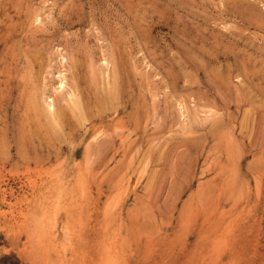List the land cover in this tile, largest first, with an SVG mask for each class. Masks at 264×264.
<instances>
[{
  "label": "rangeland",
  "instance_id": "rangeland-1",
  "mask_svg": "<svg viewBox=\"0 0 264 264\" xmlns=\"http://www.w3.org/2000/svg\"><path fill=\"white\" fill-rule=\"evenodd\" d=\"M0 264H264V0H0Z\"/></svg>",
  "mask_w": 264,
  "mask_h": 264
},
{
  "label": "bare ground",
  "instance_id": "bare-ground-1",
  "mask_svg": "<svg viewBox=\"0 0 264 264\" xmlns=\"http://www.w3.org/2000/svg\"><path fill=\"white\" fill-rule=\"evenodd\" d=\"M59 76H60V75H59ZM59 76H57L56 78L61 80L60 77H62V76H60V77H59ZM64 79H65V78H64ZM55 80H56V79H54V81H55ZM109 81H110V80H109ZM64 82H65V80H64ZM59 83H61V81H60ZM63 84H64V83H62L61 85H63ZM108 84H109V82H108ZM61 85H60V87H61ZM60 87H59V88H60ZM61 88H63V86H62ZM74 90H75V89H74ZM78 101H79V100H78ZM52 103H53V102H51V105H50V103H49V105L52 106V105H53ZM52 110H53V109H52ZM56 110H58V109H56ZM56 112H57V111H56ZM56 112H54L53 116H51V115H50V116L57 120V119H59V118L62 116V113L59 112V111H58L57 113H56ZM53 122H55V121H53ZM51 123H52V122H51ZM56 123H57V122H56Z\"/></svg>",
  "mask_w": 264,
  "mask_h": 264
}]
</instances>
